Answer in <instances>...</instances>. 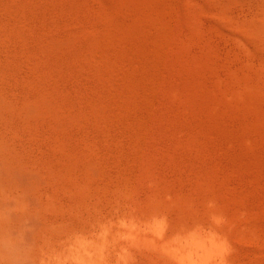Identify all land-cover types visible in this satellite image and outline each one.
Returning <instances> with one entry per match:
<instances>
[{"label":"rangeland","instance_id":"obj_1","mask_svg":"<svg viewBox=\"0 0 264 264\" xmlns=\"http://www.w3.org/2000/svg\"><path fill=\"white\" fill-rule=\"evenodd\" d=\"M30 1L21 4V0H0V7L3 8H0V18L4 16L5 19H1L8 23L5 33L10 38V44L7 46H16L11 51L7 48L8 54L20 57L15 59L14 55H9L13 61L9 58L8 61L11 62L10 65L13 64L11 67L15 65L12 68L13 74L16 72L18 75L22 65V70L29 67L28 70L24 69L27 75L32 73L29 70L34 65L31 69H39L38 72L41 71L44 76L37 78L38 83L32 78L33 83L30 80L33 75H29L28 81L34 87H49L48 91L52 89V93L62 99L65 108L73 109L68 116H64L58 107L52 102L50 104L58 120L69 119L68 126L59 122L55 124L54 130L68 138L69 141L66 142L69 153L71 150L74 154L71 155L73 160L78 159L82 145V149L87 151L94 145L95 148L87 153L92 158L98 155L91 160L94 163L85 160L82 165L89 164L86 166L95 172V182L99 184L101 181L97 185L100 187L106 176L112 186L114 184L121 187L127 177L137 188L143 201L147 199L146 192L150 183L172 187L182 201H187L192 196L197 200L203 196L212 197L226 213L238 264H264V94L260 93V80L256 76L259 58L256 57L254 68H250L248 56L242 51L231 29L215 19L213 11L218 6L225 7V2ZM238 2L235 9L233 7L232 18L240 20L241 16L238 15L247 13L246 20L252 21L253 8L249 7L247 0ZM16 8L25 11L18 10V18ZM21 16L19 23L23 27L16 21ZM56 17L61 24L54 19ZM13 20L15 22L11 24ZM23 24L26 25V30ZM16 27L24 28L18 31L22 32L23 37L19 33L16 35ZM37 29H43L41 31L47 33V36L42 37L43 40L39 38L43 33L37 32ZM61 29L69 34V38L66 37L68 34L65 35L67 39L63 38ZM22 30L28 33L24 35ZM48 35L52 37L51 42L47 41L50 40ZM45 38L47 40L44 41ZM85 39L90 40L93 45L101 39L103 41L92 46ZM53 40L55 44L52 43ZM45 42L51 44L45 45L49 51L47 48L43 49ZM95 46L96 52L93 49ZM16 48L18 51L26 49L28 53L25 50L24 54L22 50L18 52ZM33 52L39 57L36 58ZM27 55L32 56L28 58L29 61L23 58ZM35 59L41 60L36 62ZM29 62L33 65L28 66ZM46 64L52 66L48 67ZM112 70L115 73L107 75ZM41 80L46 81L42 83ZM99 80H103L102 83ZM16 82L19 84L20 81ZM237 85L249 87L245 93H241ZM176 86L183 90L180 93L182 92L181 96L185 100L180 99V94H174ZM83 92L86 94L83 95L85 98L80 95ZM186 103L188 104L184 106ZM50 126L45 125V131ZM42 134L39 133L36 145H41L44 153L50 151L49 154H54L56 159H62L61 146L59 149V145L54 142L47 144L46 141H39L43 138L45 140L46 132L45 135ZM93 138L96 143L91 141ZM83 142H91V146H86ZM75 145L79 147L76 148ZM96 147L98 151L95 150ZM90 156L88 155L87 160L91 159ZM78 161L81 162L79 159L76 162ZM34 178H39L40 181L41 177L35 175ZM29 179L27 177L28 183L32 180L30 177ZM34 198L36 200V196ZM36 212L39 216L40 210ZM37 215L34 217L32 213L35 219ZM28 216L26 217L29 218ZM148 254L146 256L142 252H134L137 259L148 257L146 264H170L155 250Z\"/></svg>","mask_w":264,"mask_h":264},{"label":"bare ground","instance_id":"obj_2","mask_svg":"<svg viewBox=\"0 0 264 264\" xmlns=\"http://www.w3.org/2000/svg\"><path fill=\"white\" fill-rule=\"evenodd\" d=\"M26 1L27 0H21L20 3L22 4L23 2L25 4ZM218 1L221 2L222 0ZM223 1L225 2V7L216 5L218 7L213 11L215 19L225 24V26L227 25V27L231 29L232 35L241 45L242 51L248 56V65L250 68H254L256 64L255 59L259 58V71L256 73V76L260 80V93L264 94V0H247L249 7L253 8L251 13L252 21L246 20L247 13L245 14L242 12L243 14H241L239 11L238 13L241 15L238 16H241L239 17L241 19L236 20V18H232L231 15H233V7L235 9L237 3L239 4V0ZM31 5L34 6L33 4ZM24 6L25 5H23L22 8H24ZM30 7L31 6L29 5V8ZM22 8L21 11L19 10L20 8H18V10L20 12H25L22 11ZM18 10L15 11V14L18 12ZM33 10L34 9H32V11ZM240 11H244V9H240ZM17 14L16 17L18 18ZM33 14L34 13H32V15ZM22 16L20 19H16V21L18 20L17 23H19ZM2 17L4 18V16H1V18ZM58 17L54 19H57L58 21ZM1 18L0 264H146V259L148 257L144 259H137V256L134 255V252H142L148 256V252L151 250L159 252V254L164 259L169 261L170 264H238L234 254V245L231 239V228L229 226L226 213L220 209V207L217 205V202L212 197L203 196L200 198V200H197L192 196L187 201H182L176 190L172 187H161L155 183H150L148 192H146L147 199H144L143 201L140 199V193L136 190L137 188H135V186L130 183L131 180H129L127 177L124 178L122 186L118 187L114 186V184L112 186V184L106 180V176L101 175L102 177L105 176L103 177L104 181L102 180L103 183L100 185V187L98 186L101 181H99V184L95 182V172L87 167L89 166V161L90 163H94V161L91 160H94V158L98 156L95 155V157L93 156L94 158H92V156L88 154L91 159L87 160V153H90V150H93L95 146L93 145V148L91 149L89 147L88 149L90 150L87 151L82 149V145V152H79V154L77 152V158L80 161L83 159L84 160L83 162L81 161L82 163L79 161L76 162L78 159L74 157V159L77 160H73L72 156L74 154L71 153V150V154L69 153L67 146L68 143L66 142L69 141L68 138L66 136L63 137V135H60L54 130L55 124L59 122L68 126L69 119L66 118L63 120H58L50 105L51 102L54 104V106L58 107L60 113H62L64 116H68L70 112H73V109L69 108L72 109L69 110L67 109L68 107L65 108L61 101L62 99H59L55 93L53 94L51 91L52 89L48 91L49 87L48 89L43 88V86L41 88L34 87V80L37 81V78H42L44 74L40 73L41 71L38 72L39 69L38 71L35 68V70L31 69L34 66L31 64L32 62H29L28 64V66H30V64L33 65L29 70L32 71V73H28L27 75L25 71L27 67L24 68L25 70H22V65L21 70L19 68V75L15 72L16 69L15 71L13 70L15 72V74H13L12 68L14 69L15 65L11 67L13 64L10 65V63L13 60H11L10 57H12L14 54L12 56L11 54H8V49L10 48V51L13 50L12 47L15 45L8 48L10 44V38L6 36L5 33L7 31L8 23H6L4 20L5 18ZM29 18L30 17H28V19ZM10 20L12 19L10 18ZM14 20L11 22V24L15 22ZM59 22L60 21H58V23ZM15 26H17L16 23ZM25 26L26 25H24V28ZM20 27L23 26L21 25ZM61 27L63 28V26ZM21 29L19 27L14 28V30H16L14 31L16 35L17 33H22L18 32ZM24 30H26V28ZM37 30V32L43 31V29ZM61 30L62 34L64 35L61 36H63V38H69V34L63 29ZM26 33L28 32L25 31L24 35ZM33 33L36 34V32ZM46 34L43 33L39 38L44 37ZM22 35L23 34L20 36ZM65 35L67 36L65 37ZM25 38H23V40ZM47 38L50 40L45 38L44 41L47 40L48 42H51L52 37L48 35ZM85 40L87 41V39ZM101 40L97 42H101ZM44 41L40 42L44 43ZM88 41L91 42L90 40ZM88 41L86 43L89 44ZM97 42L95 43L98 44ZM45 43L46 44H44L43 49H48L46 46L51 44L47 42ZM52 43L55 44V40H53ZM54 44L52 46H54ZM94 45L92 44V46ZM54 47V49L57 48L56 46ZM96 48V46L93 47L95 52L97 51ZM82 49L83 48H81V50ZM20 50H22V48L19 49V51L17 49L18 52H20ZM24 50L27 51L26 49H23L21 51L23 54L25 53ZM49 50L50 49H48V51ZM34 52L32 54H34L37 58L38 55H36ZM14 53L16 52L14 51ZM37 53L39 54L40 52ZM74 55L76 56V54ZM27 56H24L23 58L28 59L29 57H32L30 55ZM35 56H33V58ZM15 57L17 58L18 56L14 55V58ZM8 58L11 60L10 63ZM48 59L50 60L51 58L49 57ZM63 59L65 60V58ZM40 60L35 59L36 62ZM46 65L48 66V64ZM47 66L45 68H47ZM84 69H86V67ZM86 70L83 71L86 72ZM45 71L47 72L48 70ZM103 72L105 73V71ZM94 73L96 72L94 71ZM109 73L114 74L115 71L108 72L107 75ZM29 75H33L30 78V80L32 78L34 79L31 80V82L33 81L32 84L29 82L30 80L28 81V78L30 77ZM47 76L49 77L50 75ZM11 78L13 80H11ZM11 81H14L15 83ZM16 81H20L21 83L19 82V84H17L18 82ZM44 81L41 80L40 82L43 83ZM102 81L100 82L102 83ZM35 83H38V81ZM39 85H41V83ZM44 87H47V85H44ZM51 87L52 85L50 88ZM57 87L59 86L57 85ZM248 87L249 85H237V88L241 93H245L244 91L247 90ZM102 88L99 89L102 90ZM177 88L178 87L176 86V90L173 89V91H175L174 94L178 93L176 95L180 94L181 96L182 92L180 93V91L183 90H179L178 88V91ZM77 92L79 93L78 90ZM84 94V92L80 94L82 95L81 97L86 96V94ZM183 97L184 96H181L180 99H183ZM97 99L100 101L99 98ZM183 100H185V98ZM180 101L182 100H179V102ZM187 104L188 103L183 105L185 106ZM102 109H104V107ZM89 111H91V109ZM97 113L99 112L97 111ZM91 115L93 116L92 112ZM95 115L96 114H94V116ZM45 125H51L50 129H46L47 131H45ZM44 131L46 132V135L44 134ZM42 132L45 135V140L42 137ZM39 133L42 134L40 135V138H43L39 141H44V143L46 141L47 144H49L48 142H54L55 145H59L57 146L58 148L61 146V149H59L62 154V159H56L53 156L54 154H49L50 151L48 153H44L41 145L38 146H40L42 150L38 149L39 147L36 144L39 139ZM88 139L89 137L86 138V141H88ZM91 141L96 143V139L94 140V138ZM84 143L86 146L91 144V142H83V144ZM75 146L76 148L79 147L77 145ZM95 150H97V147ZM80 157H82V159ZM85 160L88 162V165L85 163L87 166L82 165L84 164ZM100 161L101 158L99 162ZM35 175L36 177L37 175L38 177H41L40 181H38L39 178H34ZM27 177L28 179L29 177L32 179L29 181L30 183H28ZM35 196L37 201L34 198ZM32 207L33 209H31ZM37 208L40 210L39 216L36 212H39ZM31 210L34 211L31 212ZM32 213L34 217L37 215L36 219L33 218ZM27 215H29V218L26 217ZM30 215L32 217H30Z\"/></svg>","mask_w":264,"mask_h":264}]
</instances>
